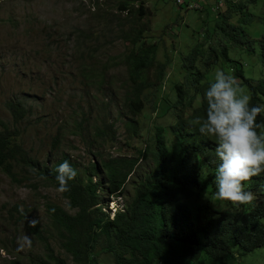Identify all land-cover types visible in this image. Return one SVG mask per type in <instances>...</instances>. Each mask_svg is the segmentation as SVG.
I'll list each match as a JSON object with an SVG mask.
<instances>
[{"label":"rangeland","instance_id":"obj_1","mask_svg":"<svg viewBox=\"0 0 264 264\" xmlns=\"http://www.w3.org/2000/svg\"><path fill=\"white\" fill-rule=\"evenodd\" d=\"M131 1L132 7L140 3L143 13L137 18V14H133V21L131 15L125 17L118 9L117 0H0V121L17 130L16 141L40 163L50 165L64 154L77 162L82 172L88 162H98V155L103 158L133 156L134 148H142L145 142L153 140L151 134L155 127L159 128L166 145L173 143L174 137L168 128L172 121L169 106L175 98L173 84L184 82L180 57L193 48L203 56L210 44L218 50L228 42L219 33H211L212 22L221 18L219 13L228 4L236 5L245 0H204V4H212L204 6L206 13L161 0ZM245 6V11L253 14L248 21L240 22L239 14L231 16L226 23L242 28L245 39L256 48L264 32L261 20L264 2L258 0ZM135 26L143 28L142 41L156 45L155 60L162 61L165 53L171 63L165 69L167 79L155 90L147 88L142 92L143 106L134 116L133 134L123 124L125 117L118 116L117 112L124 110L122 99L128 89L126 68L121 62L127 41L120 38L119 30L131 31ZM206 29L210 31L209 43L204 39ZM238 51L242 50L236 46L230 48L231 62L217 55L216 63L204 71L200 83L208 88L221 70L233 75L237 62H241L245 76L257 77L256 55H239ZM237 80L239 94L248 95L240 79ZM10 100H20L25 109L17 123L11 120L10 110L4 105ZM198 101L199 95H196L192 104ZM105 120L114 121L115 139L106 138L102 143L94 141L88 145L93 137V125ZM147 164L150 160L140 158L137 168L128 175L121 196L107 193L102 184L99 189L105 205L102 210L107 211L109 217L123 207L133 185L148 170ZM214 191L216 187L205 188L199 196L179 201L192 214L203 205L212 216L230 211V205L217 199ZM46 200L72 211L52 185L33 179L12 182L0 171V264H26L27 257L41 254L42 241L28 234L23 224L33 219L40 225L47 224L43 208ZM14 208L20 213L25 209L27 212L24 217L16 218ZM48 241L52 254L69 264L70 257L55 242ZM103 244L102 238L95 246L98 264H112L109 254L101 249ZM234 256L230 264H264V246L249 254Z\"/></svg>","mask_w":264,"mask_h":264},{"label":"trees","instance_id":"obj_2","mask_svg":"<svg viewBox=\"0 0 264 264\" xmlns=\"http://www.w3.org/2000/svg\"><path fill=\"white\" fill-rule=\"evenodd\" d=\"M257 1L228 4L219 13L221 18L213 20L211 33H219L228 41L218 50L210 44L203 56L193 48L180 57L179 68L184 74V82L173 84L175 98L169 106L172 121L168 128L174 141L169 145L165 144L159 128L155 127L151 134L153 140L145 142L142 148H134L133 156L108 155L103 158L98 155V162H88L81 172L77 162L64 154L50 165L40 163L16 141L17 130L0 121V171L10 181L20 183L24 179H33L58 189L55 168L60 163L68 160L77 171L75 179L69 181L71 190L60 193L71 212L54 202L44 201L47 224L31 226L25 220V231L42 241L41 254L27 257L26 264H67L52 254L49 239L70 257L69 264H98L95 246L102 238L104 244L101 249L109 254L112 264H230L235 259L234 255L249 254L264 246V173L245 184V188L257 196L251 205L242 207L224 200L231 210L212 216L205 205L197 207L192 214L179 201L180 198L199 196L205 188L212 190L216 187V168L221 162L216 155V138L201 134L194 121L206 115L207 88L200 81L204 71L216 63L217 55L231 62L228 52L235 46L242 50L238 51L239 55H256L255 62L259 65L257 77L245 76L241 62H237L233 75L248 90L253 106L264 105V32L255 48L245 39L242 28L226 23L231 16L238 17L239 14L237 19L240 22L248 21L253 14L245 11V5ZM131 2L117 0V7L125 17L131 15L133 21V14L136 13L137 18L143 13L140 3L132 7ZM205 5L212 6L209 2L193 10L206 13ZM261 20L264 23V12ZM130 29L119 30L120 38L127 41L121 62L126 68L128 89H125L122 99L124 110L118 111L117 115L125 117V128L134 134V116L143 106L142 92L147 88L155 90L160 82L167 79L165 69L171 60L165 53L162 61L155 60L156 45L142 41L143 28L135 26ZM209 35L210 31L206 29L204 39L209 40L207 43L210 42ZM196 95H199V101L193 105ZM4 105L10 110L14 123L22 119L25 109L20 100L5 101ZM257 122L264 123V114L258 117ZM92 130L93 137L88 145L94 141L102 143L106 138L115 139L113 120L93 125ZM260 131L264 132V128ZM140 158L150 160L148 170L133 185L123 207L109 217L107 211L102 210L105 205L99 189L104 184L107 193L123 195V187L129 180L126 181V177L137 168ZM14 212L19 218L24 217L27 211L20 213L14 208Z\"/></svg>","mask_w":264,"mask_h":264},{"label":"clouds","instance_id":"obj_3","mask_svg":"<svg viewBox=\"0 0 264 264\" xmlns=\"http://www.w3.org/2000/svg\"><path fill=\"white\" fill-rule=\"evenodd\" d=\"M239 89L235 76L223 70L217 72L215 81L205 92L206 115L202 119L198 117L194 123L199 125L201 134L216 138V155L221 161L215 174L216 198L234 205H251L257 196L247 190L245 184L264 173V132L260 131L264 123L257 122L264 114V105L253 106L251 97L239 94ZM55 172L57 191L69 192V181L75 179L77 171L65 160ZM37 222L29 221L31 226ZM24 240L30 243L28 237Z\"/></svg>","mask_w":264,"mask_h":264},{"label":"built area","instance_id":"obj_4","mask_svg":"<svg viewBox=\"0 0 264 264\" xmlns=\"http://www.w3.org/2000/svg\"><path fill=\"white\" fill-rule=\"evenodd\" d=\"M161 1H166V0H161ZM173 4H184L186 8H196V7H200L203 3L204 0H202V4L201 3H196V2H185L184 0H167ZM219 2V0H218Z\"/></svg>","mask_w":264,"mask_h":264}]
</instances>
